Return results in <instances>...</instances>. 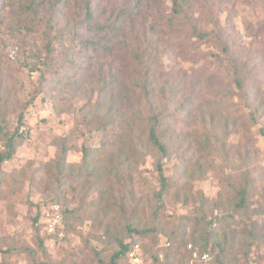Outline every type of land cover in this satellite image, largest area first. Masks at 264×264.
Returning <instances> with one entry per match:
<instances>
[{
  "label": "rangeland",
  "instance_id": "1",
  "mask_svg": "<svg viewBox=\"0 0 264 264\" xmlns=\"http://www.w3.org/2000/svg\"><path fill=\"white\" fill-rule=\"evenodd\" d=\"M54 1L39 0L37 11L30 0L0 1V151L6 134L23 122L14 158L0 168V264H108L120 243L131 240L130 217L133 227L154 234L131 247L140 263L124 254L117 264H155L154 255L175 249L182 255L172 264H264V0H178L181 12L175 0H142L140 14L115 39L118 48L110 55L87 47V39L104 33L83 24L88 36H77L82 0H68L60 12L51 7ZM97 1L96 24L113 20L119 12L113 6L123 3ZM193 26L229 41L230 56L255 86L251 99L223 72L221 64H230L220 47L193 37ZM172 34L185 39L175 43L168 39ZM138 47L154 51L141 63L127 54ZM110 75L117 80L111 93L119 98L146 82L156 90L157 111L182 113L171 115L167 126L177 141L164 159L171 188L162 200L153 156L131 155L133 190L123 201L113 199L119 207H108L109 185L90 189L95 177L77 183L71 176L81 167L85 146L98 160L104 134L114 137L113 127L98 130L109 120L112 101L117 103L109 98L102 109L98 105ZM132 105L122 112L129 115ZM141 109L149 117V105ZM62 144L70 150L68 177L60 184L51 167ZM245 184L247 207L241 209L237 192ZM53 202L66 213L58 231L48 233L39 224L46 223ZM220 241L227 243L228 259L218 263ZM203 251H211L210 261L199 260Z\"/></svg>",
  "mask_w": 264,
  "mask_h": 264
},
{
  "label": "trees",
  "instance_id": "2",
  "mask_svg": "<svg viewBox=\"0 0 264 264\" xmlns=\"http://www.w3.org/2000/svg\"><path fill=\"white\" fill-rule=\"evenodd\" d=\"M2 1V0H0ZM44 1V0H43ZM68 0H55L54 4L51 6L57 12L61 11V5L67 2ZM107 3H111V0H105ZM123 3L119 6L116 4L113 6L114 8H118L119 12L116 14V17L113 20L105 21L102 24H96L95 20L97 19V12L99 8H96L94 2L99 3L97 0H82L83 7L82 11H85L84 17L79 20V16L77 15L75 21L80 27H78V31L76 30L77 36H88V32H81L83 28V24L88 25L90 30H94L95 32L104 33L98 38H90L86 40L87 47L95 54V55H110L113 51L118 48V44L115 39L126 32V25L130 24L136 16L140 14L141 2L142 0H136L137 3H134L133 6H130L131 0H122ZM115 3L117 1H114ZM178 0H175V6L178 12L182 11L181 5H178ZM180 2L185 3L186 0H180ZM42 4V3H41ZM40 5L39 0H30L28 6L30 9L38 10ZM0 5V27L3 22V8ZM169 21V20H168ZM170 23H174L173 20L170 19ZM133 28V25H130ZM174 26V25H173ZM194 36L203 41H211L213 40L222 50V54L226 56V60L229 62L230 66H223V72L229 73L228 75L233 78L234 83L244 93L247 98L253 97V93L251 91L253 86V81L249 80V76L246 74L244 67H239V64H236V59L231 55L229 41L225 40L221 35H213L211 32H202L196 26H193ZM185 39L184 35H176L172 34L168 36L170 41L178 43L181 39ZM117 51V50H116ZM154 50H150V47H147L144 50L141 48L134 49L133 51L127 53L129 57H132L136 61H140L141 63L144 61L146 56H149L153 53ZM221 73H223L220 70ZM117 75V74H115ZM153 70L147 71V77L149 81L153 78ZM116 76L110 75V79L103 80V86L100 91V99L98 101L99 108L102 109V106H105L106 99L115 98V101H112L110 108H108L107 115L109 116V120L102 126L98 128L99 132L106 133L110 127L114 128V137L106 138V134H104V143L101 145V155H99L98 160L91 153V148L89 146H85L83 148V159L81 167L71 172V176L74 182H80L83 178L95 177V180L90 184L91 188H101L104 185H109L110 191L107 192L109 199L112 201V204H109L108 207L113 208L118 206V204L123 205L122 203H115L114 198L121 199L123 201L125 199V195L133 190V181L136 175H134V170L128 168V164L130 163V159L134 155H139V157L143 156H153L155 157V167L158 172V177L161 185V189L158 192L157 196L160 200L166 197L171 188L170 178L164 173V159L169 158L172 153V147L176 145V138L172 136L170 132L167 130V126L170 125V116L177 118L178 115H182V113L174 112L173 114H169L166 116L165 114L157 111L154 108V99L157 97L156 90H149L147 88V83L144 82L143 86L139 88H134L132 90L128 89L129 92L126 97L119 98L118 95L111 93V83L116 82ZM130 94V95H129ZM113 100V99H112ZM129 101H133L135 106L134 110L129 113V115L125 114L124 111L129 104ZM137 101V102H136ZM144 104H148L150 108L149 117H143V109L141 107ZM98 108V110H99ZM144 125L141 126V123ZM23 122H19V126L16 131L12 134H6L5 136V150L0 151V168L3 163L9 161L14 158L17 147L20 145L22 141V134L19 132L20 127ZM136 132V135H135ZM264 133V132H263ZM70 150V146L66 144H62L60 153L57 157V160L51 167L52 173L56 175L57 182L63 184V181L68 177L66 175V166H67V155ZM132 155V156H131ZM102 156V157H100ZM106 160V163L101 164V160ZM72 167V166H71ZM126 169L129 170L126 171ZM245 184L238 192L237 197L240 199L237 205L242 209L243 207H247V196L249 194L248 188ZM117 187V188H116ZM124 195L122 194V192ZM128 190V191H127ZM89 192V191H88ZM119 193L118 196L116 193ZM114 196V197H113ZM117 196V197H116ZM54 204L58 202H53ZM60 206V205H59ZM238 206V207H239ZM119 207V206H118ZM122 209V208H121ZM62 213V209H61ZM66 210L63 211L62 217L64 219V215ZM133 216V215H132ZM41 218L40 213L37 214L35 218V222H38ZM127 223V231L130 235V242L128 243H120V250L116 252L112 258L110 263L108 264H117L118 259L121 258L124 254L129 256V253L132 251V245H134L139 238H148L152 234H154V229H143L138 230L136 227H133L132 220L133 217L128 219ZM232 217L225 222L228 224L231 222ZM212 225V223H210ZM40 227H44L46 229V224H39ZM47 231V229H46ZM58 231V228L55 232ZM48 232V231H47ZM49 233V232H48ZM55 233H50V235H54ZM211 235V232H208V236ZM208 237L204 238L203 248L207 250L208 248ZM169 246L171 243H168ZM41 247L44 250L43 241L40 242ZM192 245V244H190ZM216 246L219 249V256L217 262L220 260L228 259V248L227 243L225 244L220 241L216 243ZM187 247V245H186ZM193 247V245H192ZM144 249V247L142 246ZM46 252V250H44ZM6 254L10 252V250L4 251ZM191 256H193L194 252H196V248L190 249ZM208 253L212 256L211 251H203L199 253V260H202V255ZM182 252L180 250L175 249L174 251L169 250L165 254L159 253L158 255H154L155 264H172V258H177L181 256ZM106 264V263H103Z\"/></svg>",
  "mask_w": 264,
  "mask_h": 264
},
{
  "label": "built area",
  "instance_id": "3",
  "mask_svg": "<svg viewBox=\"0 0 264 264\" xmlns=\"http://www.w3.org/2000/svg\"><path fill=\"white\" fill-rule=\"evenodd\" d=\"M52 212H47L45 217H46V229L49 232H55L56 229L60 226L61 222H62V215H61V211H60V206L55 204L52 207ZM189 247H192L191 245ZM130 258L135 262V263H140L141 258L138 254L134 253L133 251H131L129 253ZM194 256L197 257L198 254L194 253ZM202 260H204L205 262H208L211 260V255L208 253L203 254L202 256Z\"/></svg>",
  "mask_w": 264,
  "mask_h": 264
}]
</instances>
